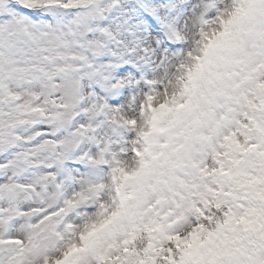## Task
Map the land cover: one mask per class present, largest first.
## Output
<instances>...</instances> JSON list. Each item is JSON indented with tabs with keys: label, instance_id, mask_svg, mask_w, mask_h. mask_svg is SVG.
Returning a JSON list of instances; mask_svg holds the SVG:
<instances>
[{
	"label": "snow or ice",
	"instance_id": "6c2138e0",
	"mask_svg": "<svg viewBox=\"0 0 264 264\" xmlns=\"http://www.w3.org/2000/svg\"><path fill=\"white\" fill-rule=\"evenodd\" d=\"M0 264H264V0H0Z\"/></svg>",
	"mask_w": 264,
	"mask_h": 264
}]
</instances>
